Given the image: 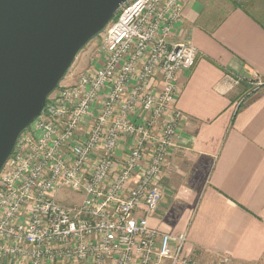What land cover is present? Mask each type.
<instances>
[{"label": "built area", "instance_id": "obj_1", "mask_svg": "<svg viewBox=\"0 0 264 264\" xmlns=\"http://www.w3.org/2000/svg\"><path fill=\"white\" fill-rule=\"evenodd\" d=\"M183 1L124 4L19 137L0 173V264H194L184 234L148 225L182 128L178 75L197 59L172 40Z\"/></svg>", "mask_w": 264, "mask_h": 264}, {"label": "crops", "instance_id": "obj_2", "mask_svg": "<svg viewBox=\"0 0 264 264\" xmlns=\"http://www.w3.org/2000/svg\"><path fill=\"white\" fill-rule=\"evenodd\" d=\"M183 9L172 40L193 45L197 59L178 75L182 128L148 225L171 238L184 234L186 257L261 262L264 86L253 92L243 83L264 80V0H184Z\"/></svg>", "mask_w": 264, "mask_h": 264}, {"label": "water", "instance_id": "obj_3", "mask_svg": "<svg viewBox=\"0 0 264 264\" xmlns=\"http://www.w3.org/2000/svg\"><path fill=\"white\" fill-rule=\"evenodd\" d=\"M130 0H0V173L79 53Z\"/></svg>", "mask_w": 264, "mask_h": 264}, {"label": "rangeland", "instance_id": "obj_4", "mask_svg": "<svg viewBox=\"0 0 264 264\" xmlns=\"http://www.w3.org/2000/svg\"><path fill=\"white\" fill-rule=\"evenodd\" d=\"M103 34H104V32L100 36L93 39L79 53V55L77 56L76 60L74 61L73 65H72V67L70 68L67 76L65 77V79L60 84L61 86H66V85L72 84L80 72L89 68L91 66V64L94 63L93 62L94 54H95L94 51H95V48L100 43ZM249 80H250V82L248 81V85H249L248 87H249L250 91L255 92L257 90L256 81H259L261 79L253 77V78H250ZM253 81H255V82H253ZM66 194H69V193H67V191L65 190L63 193V197H66ZM189 258L192 259L194 264H245V263L230 262V261L223 259L221 257H216L214 255L199 252V251L193 253ZM254 264H264V261L257 262Z\"/></svg>", "mask_w": 264, "mask_h": 264}, {"label": "trees", "instance_id": "obj_5", "mask_svg": "<svg viewBox=\"0 0 264 264\" xmlns=\"http://www.w3.org/2000/svg\"><path fill=\"white\" fill-rule=\"evenodd\" d=\"M118 14H119V11L115 14V17H114V19L113 20H115L116 18H117V16H118ZM253 82H255V81H253ZM244 84V87L247 89V90H249V85H248V83L246 84V83H243ZM240 107V106H239ZM238 107V109L236 110V112H235V114L239 111V108Z\"/></svg>", "mask_w": 264, "mask_h": 264}]
</instances>
